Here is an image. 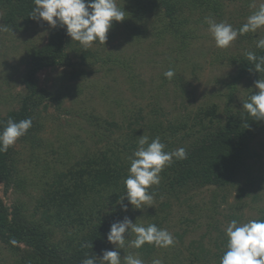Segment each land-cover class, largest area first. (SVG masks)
Here are the masks:
<instances>
[{"label":"rangeland","instance_id":"374dc122","mask_svg":"<svg viewBox=\"0 0 264 264\" xmlns=\"http://www.w3.org/2000/svg\"><path fill=\"white\" fill-rule=\"evenodd\" d=\"M116 2L129 15V8L124 7L126 0ZM221 3L223 8L215 17L205 13V18L230 24L238 30L264 0H221ZM131 19L113 21L105 45L93 42L85 49L74 41L69 52L75 63L80 61L82 49L96 56L87 58L93 63L92 68L85 66L83 69L89 71L88 75L83 77L79 70L77 78H70L74 72L69 67L48 68L39 73V84L59 95L61 106L42 111L41 147L33 148L17 139L15 146L21 153L19 178L25 180L23 190L11 187L6 192L3 185L0 187V197L8 206L23 200L29 211L40 217L41 186L54 177L56 180L59 175L78 169L79 163L96 148L94 140L88 137L89 130L92 133L94 128L92 117L125 125V134L131 116H143L141 124L158 118L166 129L168 122L177 123L181 118L188 119L192 126L197 123L194 118L201 108L215 105L217 117L225 120L228 106L233 113L243 109V102L256 91V74L251 75L254 71L239 80L237 76L242 68L241 56L253 51L250 37L262 38L264 27L248 32L251 36L238 35L227 48H218L204 20L188 39V47L179 51L177 43L158 42L153 35L135 39L129 30L134 27L130 25ZM149 20L153 22L155 17ZM0 24H3L1 12ZM51 29L46 22L39 21L26 32H0V115L13 108L14 100L23 91L21 76L26 49L32 44H43ZM108 67H112L111 71H106ZM169 67L176 73L171 80L163 74ZM163 83L166 86L159 90L157 87ZM154 96L160 98L158 105ZM116 130L112 141L119 136ZM250 153L248 168L232 187L204 188L187 196L182 193L178 200L175 196H167L168 199L165 196L154 199L151 207L144 205L137 210L140 212L135 222L145 225L158 217L161 229L171 233L175 241L167 248L156 247L149 259L159 258L163 264H220L226 251L228 223L233 219L239 223L253 220L264 207V129L254 139ZM157 188L152 186V189ZM162 201L172 204L165 212L160 210ZM130 238H135V234L126 233L125 239ZM9 256L5 245L0 243V264H5ZM148 260L145 264H151L152 260Z\"/></svg>","mask_w":264,"mask_h":264},{"label":"trees","instance_id":"16d2710c","mask_svg":"<svg viewBox=\"0 0 264 264\" xmlns=\"http://www.w3.org/2000/svg\"><path fill=\"white\" fill-rule=\"evenodd\" d=\"M126 6L130 13L125 19L133 18L130 25L134 24V27L129 30L135 39L153 35L158 42L177 43L175 46L179 51L188 47V39L206 20L205 13L215 17L223 8L221 0H126ZM33 8V0H0L2 22L12 32H26L39 22L30 17ZM152 17H155L153 22L149 20ZM244 36L251 34L245 33ZM256 40L250 37V47L257 56H264V50L256 47ZM73 44L66 28L57 26L50 30L43 44H32L26 49L21 76L23 91L14 100L13 108L0 115V131L6 127L9 118L16 122L31 118V128L18 140L33 148L43 145L40 137L44 130L40 120L42 111L48 112L53 106L59 108L61 99L39 84V73L48 68L69 67L74 72L70 78H77L79 70L84 77L89 74V71L83 70L85 66L92 68L93 64L87 58H96L90 50L82 49L81 59L75 63L69 52ZM240 59L242 68L237 80L254 67L245 54ZM111 68L108 67L106 71H111ZM252 74H256V80L264 79V73ZM165 86L163 83L157 88L160 90ZM154 98L158 105L160 98ZM226 113L227 119L222 120L217 117L215 105L201 108L194 118L196 124L190 126L188 119L181 118L177 123L168 122V129L158 118H150L141 124L143 116H131L126 134L123 130L125 125L92 117L94 128L92 133L89 130L88 137L94 140L96 148L89 150L91 153L79 163L78 169L61 174L56 180L55 177L51 178V182L47 181L41 186L43 195L38 200V208H42L40 217L38 213H31L23 200L10 207L0 197V243L5 245L10 255L4 263L81 264L93 255L100 257L104 250H113L114 245L107 240L111 224L122 221L125 216L135 222L140 212L128 204L126 198L123 204L128 206V210L124 212L118 201L126 194L124 180L130 167L129 155L138 147L137 138L143 134L149 137V142L160 137L166 145L165 151L180 147L187 150L186 159L175 160L170 167L163 169L158 188L149 189L156 196L155 199L175 196V200H178L182 193L187 196L204 188L224 189L235 185L238 177L248 168L252 155L250 150L254 139L264 129V121L254 120L242 108L233 113L228 106ZM245 124L248 127H244ZM114 128L119 136L112 141ZM183 131L185 135L181 136ZM103 142L108 144L103 145ZM20 159L21 153L15 144L6 152H0V187L3 185L6 192L11 187L23 190L25 179L19 178ZM171 205L168 201H162L160 210L165 212ZM255 219H264V207ZM159 220L157 217L144 226L155 224L161 229ZM119 251L122 264L123 257L129 254L138 255L146 262L152 258L156 246L145 243L139 249L127 246Z\"/></svg>","mask_w":264,"mask_h":264},{"label":"clouds","instance_id":"9594fccd","mask_svg":"<svg viewBox=\"0 0 264 264\" xmlns=\"http://www.w3.org/2000/svg\"><path fill=\"white\" fill-rule=\"evenodd\" d=\"M33 2L34 8L30 14L32 19L46 22L52 28L57 26L66 28L71 40L79 42L85 49L91 47L93 42L105 45L113 21L123 22L128 14L117 5L116 0H33ZM206 22L216 46L227 48L238 35L264 27V3L238 30L230 24L217 23L211 18H206ZM8 31L11 29L7 25L0 24V32ZM256 47L264 50V38L257 41ZM245 55L247 61L254 66L249 68L250 72L264 73V56H257L253 51H248ZM175 75L173 68L164 73L169 80ZM254 87L256 91L248 101L243 102V110H246L254 120L264 121V79L255 81ZM32 123L31 118L19 122L9 118L6 127L0 131V152H6L13 146L18 138L27 133ZM244 127L248 125L245 124ZM137 142V149L132 157H129L130 167L124 180L126 194L118 201L124 212L128 210V206L123 204L125 198L135 209H143L144 205L151 207L155 195L149 192V189L160 184V173L165 167H170L175 160L187 158V150L184 147L165 151L166 145L158 136L149 142V137L143 134L137 138ZM126 233L129 236L135 234V239H125ZM226 237V251L220 259V264H264V219H253L246 223H239L233 219L226 227ZM107 240L115 245V250H104L100 257L93 255L84 259L81 264H122L119 249L126 246L139 249L148 243L167 248L175 242L167 230L160 229L155 224L144 226L137 222L133 223L127 216L122 221L111 224ZM123 264L145 262L138 255L129 254L123 257ZM151 264H163V261L157 258L153 259Z\"/></svg>","mask_w":264,"mask_h":264}]
</instances>
